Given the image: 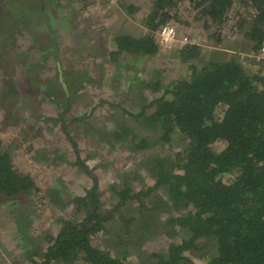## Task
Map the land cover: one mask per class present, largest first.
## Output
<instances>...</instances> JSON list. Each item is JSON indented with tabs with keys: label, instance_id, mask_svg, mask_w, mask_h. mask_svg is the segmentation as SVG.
Returning a JSON list of instances; mask_svg holds the SVG:
<instances>
[{
	"label": "rangeland",
	"instance_id": "374dc122",
	"mask_svg": "<svg viewBox=\"0 0 264 264\" xmlns=\"http://www.w3.org/2000/svg\"><path fill=\"white\" fill-rule=\"evenodd\" d=\"M129 1L142 8L140 15L149 10L150 0ZM120 6V0H0V135L8 141L6 150L17 174L30 175L39 189L0 199V264L38 263L62 220L82 218L74 199L85 196L93 181L80 169L69 138L98 178L104 211L118 204L114 188L144 193L136 201L145 212L139 202H129L124 209L128 217L112 218L108 233L93 239L96 247L118 259L150 264L153 254L165 255L172 243L189 238L187 231L170 222L185 213L160 206L167 198L166 188L156 187L151 171L156 160H174L182 136L165 144L160 131L144 128L130 115L139 114L175 81L189 78V69L175 55L185 37L204 48L206 62L211 49H221L210 34H225L245 68L254 65L249 58L252 47L238 46L239 36H234L243 34L240 23L252 17L251 10L237 0L225 24L208 31L201 23L189 27L173 23L179 35L175 45L146 58L114 55L119 34L146 32L138 15L126 18ZM24 12L31 14L26 22L13 19L12 14ZM159 79L165 80L161 89ZM124 125L130 131L126 138L146 140V149L131 152L125 143L104 141L103 135ZM226 147L221 141L212 150L221 153ZM143 216L148 229L131 221ZM208 241H198L202 248L185 255L195 264H207L216 255L215 245Z\"/></svg>",
	"mask_w": 264,
	"mask_h": 264
},
{
	"label": "trees",
	"instance_id": "16d2710c",
	"mask_svg": "<svg viewBox=\"0 0 264 264\" xmlns=\"http://www.w3.org/2000/svg\"><path fill=\"white\" fill-rule=\"evenodd\" d=\"M236 1L150 0L149 10L140 15L142 8L129 0H120L126 18L136 19L138 15L146 32L142 36L119 34L114 55L154 58L162 50L157 32L164 25L189 27L201 23L205 31L214 26L219 28ZM240 2L252 15L242 18L240 36L257 54L264 40V0ZM186 10L189 13L185 15ZM29 14L12 16L26 22ZM222 35L217 32L210 37L221 43ZM212 50L214 57L204 62V48L199 43L176 46L175 55L189 69V78L175 81L139 114L130 115L144 128L147 125L156 133L160 131V140L165 144L171 143L176 135L182 136L181 149L174 160H156L151 171L157 180L156 187L166 188L167 198L160 206L185 213L170 222L187 231L189 238L172 243L165 255L153 254L154 261L150 264H195L185 253L200 250L197 242L202 239L211 241L216 248V255L207 264H264V71L260 64H249L247 70L236 52L218 58L219 52ZM162 82L165 80H158L159 89ZM129 136L130 131L124 125L102 138L110 145L125 143L131 152L147 148L146 140L132 139L133 143L126 138ZM69 140L76 150L80 169L92 179L93 185L85 196L74 200L76 212L82 218L62 220L57 236L48 238L40 263H34L134 264L101 250L92 241L97 235L108 233V224L117 214L122 220L128 217L124 209L129 202H139L144 213L145 206L136 201L144 193L126 186L114 188L112 196L117 197L118 204L104 211L98 178L81 160L78 145ZM221 141L227 147L215 153L212 147ZM7 145V139L0 135V199L39 192L30 175L17 174ZM145 219L146 216L134 217L131 221L148 229ZM151 220L155 223L153 217Z\"/></svg>",
	"mask_w": 264,
	"mask_h": 264
},
{
	"label": "built area",
	"instance_id": "2783aa9c",
	"mask_svg": "<svg viewBox=\"0 0 264 264\" xmlns=\"http://www.w3.org/2000/svg\"><path fill=\"white\" fill-rule=\"evenodd\" d=\"M157 36L160 42V46L164 49H170L178 41L179 35L176 28L171 24L164 25L158 32ZM183 42H189L188 38H184ZM249 58L253 59L254 62L260 64L264 71V40L257 54H250Z\"/></svg>",
	"mask_w": 264,
	"mask_h": 264
},
{
	"label": "crops",
	"instance_id": "0c3cea01",
	"mask_svg": "<svg viewBox=\"0 0 264 264\" xmlns=\"http://www.w3.org/2000/svg\"><path fill=\"white\" fill-rule=\"evenodd\" d=\"M236 35L239 36L238 43H237L238 46H244L245 44L247 46V43L251 46V44L247 40H245V39L242 40L241 36L239 34H234V36H236ZM225 37H226L225 34H223L222 38H224V42H221V45H220L221 49L217 50V48H214L212 50L213 52H216V51L219 52L218 58H223V56H225V55L235 54V50L233 49L232 44H230L231 42L227 41V37L225 40ZM227 44H230V45H227ZM210 56L214 57L212 54ZM254 63L257 64L256 62H254Z\"/></svg>",
	"mask_w": 264,
	"mask_h": 264
},
{
	"label": "clouds",
	"instance_id": "9594fccd",
	"mask_svg": "<svg viewBox=\"0 0 264 264\" xmlns=\"http://www.w3.org/2000/svg\"><path fill=\"white\" fill-rule=\"evenodd\" d=\"M185 38H188V37H185ZM189 40V39H188ZM188 43H192V44H197L196 42H193V41H189V42H183L182 44H188ZM219 44H221L220 42H218ZM162 48V47H161ZM163 50V49H162ZM250 55V54H249Z\"/></svg>",
	"mask_w": 264,
	"mask_h": 264
},
{
	"label": "flooded vegetation",
	"instance_id": "af4514ba",
	"mask_svg": "<svg viewBox=\"0 0 264 264\" xmlns=\"http://www.w3.org/2000/svg\"><path fill=\"white\" fill-rule=\"evenodd\" d=\"M230 14V13H229ZM79 150V149H78ZM79 155H80V153H79ZM77 161H78V159H77ZM85 162V161H84ZM86 163V162H85ZM88 165V164H87ZM90 168V167H89ZM78 197H83V196H78ZM75 198H77V197H75ZM75 200V199H74Z\"/></svg>",
	"mask_w": 264,
	"mask_h": 264
}]
</instances>
